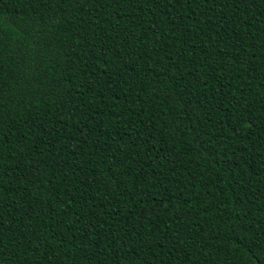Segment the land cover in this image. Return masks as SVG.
I'll use <instances>...</instances> for the list:
<instances>
[{
  "label": "trees",
  "instance_id": "1",
  "mask_svg": "<svg viewBox=\"0 0 264 264\" xmlns=\"http://www.w3.org/2000/svg\"><path fill=\"white\" fill-rule=\"evenodd\" d=\"M0 264H264V0H0Z\"/></svg>",
  "mask_w": 264,
  "mask_h": 264
}]
</instances>
